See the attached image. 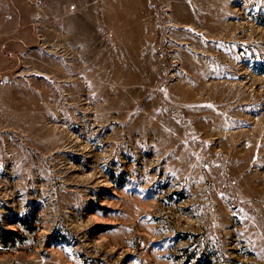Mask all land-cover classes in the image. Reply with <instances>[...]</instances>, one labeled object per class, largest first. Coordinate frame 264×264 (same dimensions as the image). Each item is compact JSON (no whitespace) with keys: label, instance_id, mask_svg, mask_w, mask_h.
<instances>
[{"label":"rangeland","instance_id":"obj_1","mask_svg":"<svg viewBox=\"0 0 264 264\" xmlns=\"http://www.w3.org/2000/svg\"><path fill=\"white\" fill-rule=\"evenodd\" d=\"M0 264H264V0H0Z\"/></svg>","mask_w":264,"mask_h":264},{"label":"trees","instance_id":"obj_2","mask_svg":"<svg viewBox=\"0 0 264 264\" xmlns=\"http://www.w3.org/2000/svg\"><path fill=\"white\" fill-rule=\"evenodd\" d=\"M2 239H3V242L7 241V235L5 233L2 235Z\"/></svg>","mask_w":264,"mask_h":264}]
</instances>
